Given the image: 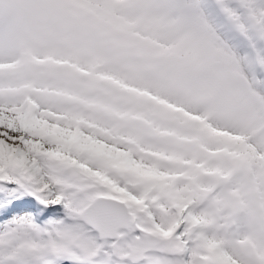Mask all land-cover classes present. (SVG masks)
<instances>
[{"label": "snow or ice", "instance_id": "6c2138e0", "mask_svg": "<svg viewBox=\"0 0 264 264\" xmlns=\"http://www.w3.org/2000/svg\"><path fill=\"white\" fill-rule=\"evenodd\" d=\"M0 264H264V0H0Z\"/></svg>", "mask_w": 264, "mask_h": 264}]
</instances>
